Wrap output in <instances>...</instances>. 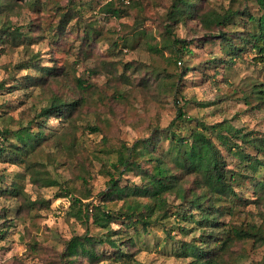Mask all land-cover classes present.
Here are the masks:
<instances>
[{
	"label": "rangeland",
	"instance_id": "1",
	"mask_svg": "<svg viewBox=\"0 0 264 264\" xmlns=\"http://www.w3.org/2000/svg\"><path fill=\"white\" fill-rule=\"evenodd\" d=\"M106 1L16 0L13 4L1 0L0 129H42V141L18 155L9 151L13 149L10 141H0V147L6 146L0 152V230H4L0 264H65L66 242L83 234L87 224L92 235L103 234L91 222L94 207L120 214L150 203L147 195L102 196L110 174L118 176L113 163L119 152L136 142L140 148L141 139L155 141L149 147L153 158L159 156L178 180L192 186L195 173L173 162V140L189 138L201 123L219 122L229 123L248 137L264 138V54L250 43L237 49L240 37L254 27L246 15L210 29L198 18L170 20L173 0H121L120 17L99 10ZM199 2L203 12L259 14L254 0ZM220 32L228 42L220 40ZM173 38L186 40L191 52L178 59L168 46ZM50 67L51 74L43 75L40 82L22 84L28 75L38 77L42 68ZM54 97L79 103L69 115L39 116ZM178 108L184 112L183 119L178 117ZM207 133L219 147L226 170L241 172L236 190L243 201L231 214L220 216V239L232 234V228H257L264 235V191L256 185L264 182V166L250 170L238 156L243 151L264 161L263 153L242 143L234 133L227 143ZM147 157H139L140 168L118 179L121 186L141 185V173H152L154 159ZM48 180L55 184L47 185ZM13 184H19L21 194L8 193ZM65 190L69 196L56 197ZM74 198L83 205L73 206ZM168 201L175 199L169 196ZM171 204L163 217L154 214L146 228L141 223L129 224L134 219L129 222L121 216L111 222L115 238H134L129 249L131 264H188L192 260L180 255L179 242L193 235L181 234L183 223L174 217ZM99 250L104 258L91 261L79 256L77 264L123 262L105 240ZM214 258L218 264H264V243L253 237L234 239Z\"/></svg>",
	"mask_w": 264,
	"mask_h": 264
},
{
	"label": "trees",
	"instance_id": "2",
	"mask_svg": "<svg viewBox=\"0 0 264 264\" xmlns=\"http://www.w3.org/2000/svg\"><path fill=\"white\" fill-rule=\"evenodd\" d=\"M13 4L16 3V0ZM118 1V3H116ZM200 0H173L171 9L169 11V18L172 21H183L186 18H198L205 25L210 28L215 25L225 24L229 19L236 15H246L247 18L253 22V29L248 30L246 34L240 37L242 43L238 46V50H241L245 44L251 45L260 49L264 54V0H254L257 4L259 14L254 15L247 11H242L241 14L238 10H229L225 14L220 15L217 12L206 11L203 12L200 8ZM1 3V0H0ZM121 0H109L99 7V10L105 13L112 14L120 17L123 13V9L119 4ZM61 24L59 25V28ZM63 27V26H62ZM169 28V25L167 26ZM170 30V29H169ZM143 32V29H141ZM14 32L8 33L12 35ZM220 40H225V43L229 38L225 37V33L220 32ZM18 37V34H14L13 37ZM88 36V35H87ZM12 37V38H13ZM186 40L179 38H173L168 42V46L171 47L172 53H174L178 59L183 58L191 52V49L185 43ZM228 42V41H227ZM232 45L236 43L230 40ZM231 44H228L229 49ZM127 46L126 43H124ZM236 51V48H231ZM160 51V50H158ZM43 69V68H42ZM39 71V76H27V80H24L22 84H28L30 82L38 83L43 79V75L51 74L53 67L44 68ZM3 87V83L0 82V88ZM261 90H259L260 92ZM264 96V92L261 91ZM264 101V98L263 100ZM78 100L70 102H62L56 97L50 102V104L42 108L39 116L48 117L51 115H69L73 109L78 105ZM178 117L183 119L184 112L178 108ZM174 124V120L170 122V125ZM200 129H192L189 138H176L170 148L175 152L173 162L176 166L181 167L186 172H194V178L191 181L192 186H185L184 180H178L177 175H174L170 167L165 162L161 161L159 156H152V151L149 148L155 143L151 141V138L141 139V147L137 148L138 142L134 143L130 147H126V151H120L118 158L113 167L118 171L117 178L110 174L108 190L103 193V197L112 199L113 197L121 198L131 195H147L152 201L150 203L143 204L140 208H135L132 212H121L120 214L112 213L108 211L104 206H96L92 209L91 214L92 223L104 232L101 236L92 235L88 232V224L86 231L80 235L72 236L67 242L63 251L65 264H77L79 256H84L91 261H97L100 258H104L105 255L100 252L99 247L102 241H106L107 244L114 248L117 253L116 258L123 259L120 264H131L129 256L131 254L129 249L134 242L133 236H129L123 240L114 237V231L111 230L110 224L114 219L123 217L128 219L129 224L141 223L143 228H146L150 223L151 217L156 214V218L166 215L170 206H174V217L183 224L179 226L181 234L185 237L187 235H193L189 241H180V255L183 257H191L192 260L188 264H218L215 261V256L220 253L234 241L244 240L246 238H255L256 240L264 243V235L261 230L253 228L252 230H232V234L227 235L224 239H220L218 227L222 224L219 221L220 216L225 214H231L235 209V205L239 204L242 200L237 192V185L239 182V174L235 172L229 173L226 170L223 157L219 147L213 142L212 137L207 132L213 133L214 137L220 141V143H227L228 137L233 133L236 137L242 140V143H248L263 153L264 157V138L248 137V134L241 133L240 130H234L232 126L227 122H219L210 126L201 123ZM0 141H10V146L13 149H9L14 155L26 153L29 149L33 150L42 141V129L38 131L32 130L29 126H22L17 130L0 129ZM240 149V148H239ZM6 150L5 145H1L0 152ZM148 156V157H147ZM241 161L245 163L244 167H248L250 170H257L258 166L263 167L264 161L258 159L256 155H252L240 151L238 154ZM141 157H147L148 161H153L151 165L152 173H141V185L131 187L129 185L121 186L118 179L126 171H136L140 168L137 159ZM237 172V171H236ZM54 180H48L47 185H54ZM236 184V185H235ZM258 189L264 191V182H258ZM8 193L15 196L20 193L19 184H13L7 189ZM21 194V193H20ZM70 195L69 191L60 192L56 194V197H67ZM172 196L175 201H168V197ZM261 199V198H259ZM71 204L76 206L81 203L79 198L72 199ZM88 205V204H87ZM86 205V206H87ZM196 210V212L194 211ZM77 215L81 212L80 208H76ZM87 212V211H86ZM88 212L85 214V219L88 220ZM217 229V230H216ZM216 230V231H215ZM196 231L199 232L195 235ZM4 230H0L2 235ZM116 235V234H115ZM104 237V238H102ZM104 239V240H103ZM118 239V240H117ZM217 251V252H216ZM133 259V258H132ZM134 261V260H133Z\"/></svg>",
	"mask_w": 264,
	"mask_h": 264
}]
</instances>
